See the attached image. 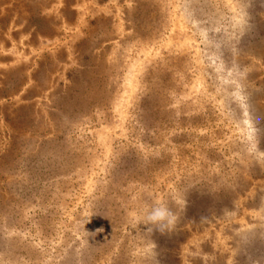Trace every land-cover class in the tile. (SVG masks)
Listing matches in <instances>:
<instances>
[{"label":"rangeland","instance_id":"obj_1","mask_svg":"<svg viewBox=\"0 0 264 264\" xmlns=\"http://www.w3.org/2000/svg\"><path fill=\"white\" fill-rule=\"evenodd\" d=\"M0 264H264V0H0Z\"/></svg>","mask_w":264,"mask_h":264},{"label":"clouds","instance_id":"obj_2","mask_svg":"<svg viewBox=\"0 0 264 264\" xmlns=\"http://www.w3.org/2000/svg\"><path fill=\"white\" fill-rule=\"evenodd\" d=\"M165 215H166L165 211L161 209H156L152 212V214L148 217V219L151 221H156V220L164 219Z\"/></svg>","mask_w":264,"mask_h":264}]
</instances>
